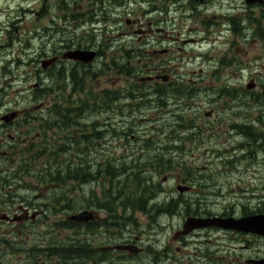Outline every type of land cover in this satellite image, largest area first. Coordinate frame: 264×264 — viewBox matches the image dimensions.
Instances as JSON below:
<instances>
[{"label": "rangeland", "instance_id": "obj_1", "mask_svg": "<svg viewBox=\"0 0 264 264\" xmlns=\"http://www.w3.org/2000/svg\"><path fill=\"white\" fill-rule=\"evenodd\" d=\"M58 1L60 0H0V43L4 42L5 44L4 49L0 48V215L4 212L6 204L10 202L9 200H14V209H18L19 205L23 204L26 206L29 204L33 206L42 205L43 201L44 204L53 202L49 208L53 205L56 208L55 210L49 209V211L44 208L47 214L36 223L28 224L31 228L26 230L14 231L9 229L10 226L0 225V264H55L57 259L49 258L46 253L40 254L39 248L50 247L54 244L68 245L70 237V240L75 243L74 245L78 243L83 245L84 242L86 243L85 240H90L92 235L83 231H77L78 233L74 234L68 229H63L62 226L71 215L83 210L89 202H93L92 198L96 201L100 197L101 189L98 188L97 182L84 184L78 181H68L59 185H45L35 177L36 173L43 171L47 173L52 171L55 174L57 167L61 166H65L61 168L62 171L64 169L77 170V167L84 165L81 163L82 159L87 157L86 160L94 163L109 160L111 164L118 167L124 164L125 167H128L127 169H130V173L139 175L134 179H127L124 176L115 180V187L127 192L125 197L134 194V192L128 193V191L136 188L138 179L143 180V183L151 181V183L159 184L164 178L173 177L171 182L173 185V183L183 181L190 176L207 179L211 177L212 179L215 178L217 183L223 185L224 188L223 190L220 189V196L215 199L218 205L215 204L216 207L211 208L213 212H226V207L239 202L252 207L259 205V197L264 196V141L259 139L263 140L264 135L252 136L253 138L249 141L244 136L231 135L235 132L225 122L213 127L206 124L205 127H202L206 130L199 142L187 144L190 147L187 150L191 153L187 161H196L197 164L201 165L209 163L210 165H208V170H189L192 172L189 176L186 172L189 168L154 170L147 163V159L151 156L152 151L148 150L151 148V136L164 141L166 134L170 131L169 124L174 122V125H179L178 118H173L172 113L183 114L184 117L186 116L185 120L193 119L202 125V123L208 122L205 113L212 108L216 110L217 115L219 113L222 120L226 117L231 121L245 123L249 120L246 121L244 116L250 117L253 132L264 133V98L262 95L264 87V38L252 34L251 29L250 35H247V31H245V39L241 34L236 37L230 56L229 54L226 55L227 44L217 46L214 43H205L204 47L199 50H187L185 56L181 58L185 65L190 55L196 56L195 61L194 59L190 60L189 66L201 67L204 75H209L213 71L218 59L225 62L235 59V67L241 69L245 74L239 77L241 73L237 68L230 69L224 65V72L232 79L225 81L234 87L232 89L234 91L241 85L245 87V90L247 85L251 86V89H247L248 93H243V90L241 94L234 92L233 98L226 96L218 98V94L221 93L220 86L218 80H213L214 83L209 82L211 90L203 91L204 95L200 106L185 107L174 100H167L165 105H156L151 110V105L147 102L140 104L136 101L133 103L139 104L138 111L132 112L126 110L125 105L127 103L123 101L124 105L118 103L117 109L114 107L113 110H109L108 107H105L102 111L93 112L92 106L87 103L88 96L84 93L89 91L88 89L82 92V89H73V85H67L65 89L61 90V86L65 84L63 82L60 84L58 80L54 83L56 86H46V94H50V96H46V105L42 107L44 99L38 98L39 95L36 91V85L39 81L38 72L42 69L41 61L53 57L59 49H65L60 54L67 52L70 47L74 46L72 43L92 39L85 36L89 34V23L80 28H75V31H72L70 27L68 28L70 31H66L65 21L70 10L62 8L58 5ZM76 10L80 11V8L74 11ZM255 14H259V11H256ZM121 15V9L113 8L111 11L107 9V13L101 16L103 18L101 23L103 41H106L108 37L103 46L104 49H107L109 59L116 55L115 49L112 50V43L117 40L114 36L128 30L125 28L118 32L116 29L118 20L120 18L122 21L125 20L124 16L121 17ZM259 26L264 28V23L262 25L257 24L256 30L260 28ZM121 27H127L126 23L122 22ZM47 28H50V35L44 33ZM111 28L114 30L110 34L112 36L108 34ZM256 30H253V33ZM94 40L96 43L100 42L99 37ZM68 53L71 52H67L65 55ZM176 53V58L184 55L183 53ZM201 54L215 59L214 62L206 61L207 58L203 59V56L201 58ZM178 64L179 61H176L173 66ZM71 70L72 68H66L64 71L68 75ZM58 74L56 73L57 76ZM125 78L126 76H119L114 70L102 81L112 84L125 81ZM87 82L89 86H92L89 78ZM67 84H71V80ZM55 96H63V98L59 101ZM243 102L247 103L246 108L239 106V103L243 104ZM55 103L58 104L55 106ZM86 104L89 108L86 111L83 110L84 114L78 116L79 112H74V109L80 107L83 109L87 107ZM197 107L199 108L195 111ZM63 108L67 109L69 113L64 112ZM59 109L69 117L77 115L74 121H79L80 124H75L69 120L67 123L70 124V127H64L66 130H62L57 126L62 122V117L56 118ZM177 109H179L178 112ZM12 112H19L21 114L20 119L14 126L2 127L1 118L6 113ZM24 114L29 115V117ZM112 114L118 115L113 117ZM217 119L210 122H215ZM110 121L119 126L112 128L117 129L118 132L115 135L108 132L103 139L96 138L93 142V135L101 130L95 131L92 128L94 123L98 122L105 129L107 124H111ZM157 132L158 134H156ZM85 136H87V140L91 139L90 143H85ZM72 137L79 139L80 144L85 143L79 149L84 150L89 145L85 149L89 156L80 155L74 159L73 154L75 152L76 154L82 153L80 150L78 152L74 149L70 150L73 146L70 140ZM100 142H103L102 146H100ZM32 143L42 153L49 154L46 148L48 151L59 153V162L52 161L53 167L49 168L46 157L42 154L36 162L32 161L30 165L32 177L20 178L23 185H18L19 183L13 180L12 174L14 171L17 172L16 168L23 153L30 149L27 145H32ZM244 143L246 144L245 150L239 149ZM249 144L251 145L248 146ZM32 153L36 154V151ZM101 154L103 155L102 159L100 158ZM78 157L82 159L80 160ZM176 173L177 176H175ZM103 184L100 186L107 188L110 185L109 181ZM230 184L231 188H229ZM237 188L247 189V191L231 194L238 190ZM225 194L228 196L225 197ZM240 196L244 197L245 200ZM58 199L59 201H57ZM158 199L163 202L165 196L161 195ZM121 201L125 200L121 199ZM261 203L264 204V202ZM134 209V211L124 209V212H129L123 221L125 227L117 229L116 226L110 224L107 229H117L113 231L111 238H118V242L126 238L135 239V237L140 236L143 246L151 244V259L141 257L128 261H114V263L112 260L107 264H246L247 259L264 252V242L262 241H257L259 243L256 245L248 244L245 242L248 239L241 238L240 240L237 238L236 241H233L229 237H222V233L215 234L212 248L195 240L187 248L183 247L181 243L174 242L171 244L175 232L184 226L188 215L185 216L178 210L174 215L160 213L154 216L153 213L151 214L152 228H148L146 226L150 223V216L139 209ZM241 211L242 209L239 208L238 213ZM106 236H110V234H101V237L94 240L100 242L102 241L101 238L106 239L104 238ZM208 240L205 237L200 239L205 243H208L206 242ZM246 246H249L250 249H247ZM179 247L183 252L178 250ZM208 253H210L211 260L208 258ZM167 255L170 258H175V260L167 259Z\"/></svg>", "mask_w": 264, "mask_h": 264}, {"label": "flooded vegetation", "instance_id": "obj_2", "mask_svg": "<svg viewBox=\"0 0 264 264\" xmlns=\"http://www.w3.org/2000/svg\"><path fill=\"white\" fill-rule=\"evenodd\" d=\"M58 5L62 8H68L71 11H69L68 18H66L65 21L67 25L66 31H70L68 29L69 27L72 31H75V28H80L89 23V34L85 36L92 39L81 40L75 44L70 41L74 46L70 47L67 52H80L85 54V61L65 59L64 56L67 52L60 54L62 50L65 49H59L53 57H48L49 59L47 58V60L41 61L42 69L38 72L39 81L36 85V91L37 95H39L38 98L44 99L42 107L46 105V96H50V94H46V86H56L54 83L58 80L60 84L61 82L65 84L61 86V90L65 89L67 85H73V89H82V92L88 89L89 91L84 93L88 96L87 103L92 106L93 112L102 111L105 107H108L109 110H113L114 107L117 109L118 103L123 104V101L127 103L125 105L126 110L132 112H137L138 103L141 104L143 102L150 104L151 110L156 105H165L167 100H174L185 107H190L191 105L200 106L204 95L203 91L211 90L209 84L214 83L213 80H218L220 86L219 90L222 93L218 94V98L224 96L232 97L234 92H239L241 94L242 90L243 93H248V90L251 89V86L247 85L246 90H248L246 91L244 89L245 87L241 85L234 91L232 90L234 87L228 85L225 81L232 79L224 72V65L227 68L232 69L234 67L236 69L235 59L228 60L227 62L218 59L217 65L213 67V71L210 72L209 75H204V71L201 67L189 66L190 60L194 59L195 61L196 56L190 55L185 65L184 60L181 58L185 56L187 50H199L204 47L205 43H214L217 46L227 44L228 49L226 55L229 54L230 56L231 50L235 45L236 37L241 34L245 39V31H247V35H250L251 29L252 34H257L261 38H264V28L261 26L257 28L258 30L255 28L257 24L262 25L264 23V0L262 4L257 3L254 5L248 4L247 0H60L58 1ZM78 8H80V11H74ZM113 8L121 9V17L124 16L125 19L124 21H122V18L118 20L116 25L117 31L119 32L121 29L125 28L128 30L114 36L117 40L112 43V50L115 49L116 57L113 56L109 59L107 57V49H104L103 46V43L108 40V37L106 41H103L104 35L102 34L103 28L101 27L103 18H101V16L107 13V9L111 11ZM256 11H259V14H255ZM177 14H179V16H176ZM122 22L126 23L127 27H121ZM2 29L4 30L5 28ZM49 29L50 28H47L45 30L44 33H46V35H50L51 32ZM253 30H256V33H253ZM112 31L114 30L111 28L108 34L110 35ZM98 37L100 38V42L96 43L94 39ZM4 47V42L0 43V48L4 49ZM176 52L183 53L184 55L176 58ZM202 56L203 54L200 55L201 58ZM204 58H207L206 61L208 60L212 63L215 60L208 58V55H204L203 59ZM50 60L56 61L44 69V62ZM176 61H179V64L174 67L173 63ZM59 68H61V70H59ZM66 68H72L68 75L64 71ZM237 69L241 73L239 77L245 74L241 69ZM114 70L119 76H126V80L112 84L104 83L102 80L107 78V75ZM56 73H59L58 76ZM88 78L92 86H89L87 82ZM69 80H71V84H67ZM55 97L58 98L59 101L63 98V96ZM136 101L138 103H133ZM57 104L58 103H55L54 105L56 106ZM86 106L87 107L83 109H81V107L79 109H74V112L78 111V116H81L84 114L83 110L86 111L89 108L87 104ZM239 106L241 108H246L247 103H239ZM198 108L199 107H197L195 111ZM178 111L179 109H177V112ZM13 113L16 114L11 121L7 122L4 120L6 116H11ZM63 115L64 113L59 109L56 113V118L60 119ZM114 115L116 116L118 114H112L113 117H115ZM25 116L29 117V115ZM171 116L173 118H178L177 121L180 123L178 126L174 125V122L169 124L170 131L166 134V139L161 141L159 138L151 136V148L148 150L154 152L151 151V156L147 159V163L151 168L157 171L163 169L171 170L172 168H189L187 169L188 171H186L189 176L190 173H192L189 170H208L209 163H203L201 165L197 164L196 161H187L191 155V153H189L190 151L187 150L190 148L187 144L199 142V139L206 130L202 127H205L206 124L213 127L216 124L225 122L228 124L229 128L235 132V134L231 135L244 136L246 140L249 141L253 138L252 136L264 135L263 132H253V126L250 125V117L244 116V118L247 119L246 121L249 120L245 123L235 120L231 121L226 117L223 118V121L219 113L217 115L216 110L212 108L205 113L208 122L205 124L202 123V125L193 119L185 120L184 118H186V116L184 117L183 114L172 113ZM20 117L21 114L19 112L6 113V115L1 118L3 122L2 127L8 128V126L16 125ZM71 118L73 119H71V122L75 123L74 118H77V115H72ZM216 118L218 119L215 122H210ZM110 122L111 124H107L105 129L102 128L103 126L99 125L98 122L94 123L92 128L95 131L101 130L93 135V142H95L96 138L100 140L103 139L108 132L114 135L118 132L117 129L112 128L119 126L114 125L112 121ZM156 134H158V132ZM71 139L73 146L70 150L74 149L77 152L80 150L82 153L76 154L75 152L73 154L74 159L80 155L89 156L87 152H85V149L88 148L89 145L85 147L84 150L79 149V147L85 145V143H90V138L87 140V136H85L84 144H80L79 139L76 137H72ZM259 140L264 141V139ZM102 145L103 142H100V146ZM245 145V143L242 144L239 149L245 150ZM250 145L251 144L248 146ZM102 156L101 154V159L103 158ZM78 158L80 160L82 159L80 157ZM87 158L82 159L83 161L81 163L84 165L79 168L77 167V169L84 168L91 170L94 173V177L89 176L86 179H72L70 181H78L84 184L88 182H97L98 188L101 189L100 197L96 201L92 198L93 202H89L83 210L71 215L62 226L63 229H68L74 234H77V231H83L84 233L86 232L92 235L90 240H85L86 243L84 242L83 244L86 253L85 259L80 262V264H107V262H112V260L114 263V261H128L141 257L151 259V244L149 246H143L140 236L135 237V239L126 238L120 240V242L117 241L118 238H111V234H113L114 230L125 227L123 221L127 218L129 212H124V209H130L125 207L127 199L123 193V189L120 190L114 185L117 178L103 177L102 174L98 175V172H103L108 166H112L117 170L128 167H125L124 164L118 167L115 164H111L109 160L94 163L86 160ZM15 173L16 171H14V174ZM177 175L176 173L175 176ZM16 176L18 177H13V179L19 183L18 185H23L20 182L21 174ZM98 176H100V178H98ZM172 178L173 177H166L162 183L159 184L151 183V181L143 183V180H138L137 187L142 192L139 199L146 201V204L143 202L144 205L140 206V203H136L134 208L150 216V223L146 227L152 228L151 214L154 213V216L160 213L174 215L176 210L185 216L188 215V219L234 218L239 220L264 215V204L261 203L264 202L263 195L259 197L260 202L257 206L255 205L252 207L239 202L235 205L233 204L226 207V212L219 213L217 211L215 213L211 208L214 209L216 207L215 204L217 203L215 199L219 198L220 189H224L223 185H219L215 178L212 179L210 177V179H207L190 176L183 179V181H178L171 185ZM106 181H109V187L100 186ZM229 188H231V184ZM180 189L184 191L181 192ZM237 189L238 190L234 192L231 189L228 190L233 192L231 194H235L238 191H247V189ZM161 195L165 196L163 202L158 199ZM227 196L228 194H225V197ZM240 198L245 200L242 196H240ZM121 199L125 201H121ZM9 201L10 202L6 204L4 212L0 215V219L4 216L8 219L0 220V225L10 226L9 229H13L14 231H22V229L26 230L31 228L28 224L36 223L42 216L47 214L44 208H47L48 211L49 209H56L54 205L49 208L53 202L44 204V201L42 205L36 204L33 206L29 204L26 206V204H23L19 205L18 209H14V200ZM57 201H59V199ZM128 207L131 208L132 206ZM134 208L132 207L131 210L134 211ZM239 208L242 209L240 213H238ZM165 210L168 211L165 212ZM169 211H173L172 214H170ZM81 213H88L91 218L84 222L71 220V217ZM110 224L116 226L117 229H107ZM183 228L184 226L175 232L171 244L174 242L181 243L183 247L187 248L191 245V242L195 240L196 242H201V244H206L212 248V245H214V238L216 237L215 234L219 233L223 234L222 237H229L233 241H236L237 238L240 240L241 238H245L248 239L245 241L248 244L256 245L259 243L257 241L264 242V236L235 230H225L218 227L198 229L188 236L175 239V235L179 231H182ZM149 230L151 231V229ZM101 234H110V236L104 237L106 239L101 238L102 241L96 242L94 239L101 237ZM203 237H205L206 240H211L206 241L208 243L202 242L200 239H203ZM70 239L71 237L69 238L70 243L68 245L60 246L54 244L50 247L39 248V252L40 254L46 253L49 258H56L57 262L55 264H76L74 250L75 248L80 249V246L77 245L81 243L74 245L75 243ZM118 246L132 247L131 250L134 249L135 252L131 253L128 250L115 249V247ZM246 248L250 249L249 246H246ZM178 250L183 252L181 247H179ZM88 254H90V257H86ZM146 255L147 257H144ZM207 255L209 260H211L210 253ZM167 259L175 260L173 257L170 258L169 255H167ZM154 260L156 261L155 258ZM262 260H264V252L247 259L246 264H256V262Z\"/></svg>", "mask_w": 264, "mask_h": 264}, {"label": "trees", "instance_id": "obj_3", "mask_svg": "<svg viewBox=\"0 0 264 264\" xmlns=\"http://www.w3.org/2000/svg\"><path fill=\"white\" fill-rule=\"evenodd\" d=\"M64 112L69 113V111L65 108H63ZM62 117H69V115H63ZM72 119V118H71ZM73 120V119H72ZM75 124H78V121H75ZM57 125V122H56ZM58 127H60L62 130H66L64 127H70V124L66 123V122H61L57 125ZM72 141V139H70ZM30 149L27 152H24L22 155V158L19 162V165L17 166L16 170L17 172L14 174L13 173V177H18L16 175L21 174V178L22 177H32V172H31V167L30 165L32 164V161H37V158H39L40 156H45L46 160L49 164V168L53 167L51 162L52 161H58V156L59 153L53 152V151H48V148H46L47 153H42L39 150L36 149V147L34 146V143H32V145H27ZM36 151V154H33L32 152ZM45 154V155H44ZM65 166H61V167H57V172L54 174L52 171H49V173H47L46 171L43 172H38L35 174V177L39 180H42V182L45 185H59V184H64L67 183L68 181L72 180V179H86L87 177H94V173L91 170L88 169H77V170H72V169H64L62 171L61 168H63ZM69 167V166H68ZM106 170H103V172H98L99 174H102V176H106V177H112V178H119V177H127V179H131V178H135L136 175L134 173H130V169L127 168H122V169H115L112 166H108L105 168ZM75 171V173H74ZM8 177H10L8 175ZM14 180V179H13ZM140 180V179H138ZM138 180L136 181V184H138ZM135 183V182H134ZM134 192V194L127 196V202L125 204V207H127L128 209L131 210V208H129L128 206H136V203H140V206H143L144 203L146 204V201L144 200H140L139 197H141L142 192L138 189V187L136 186V188L133 190H129L128 193ZM124 195L127 193L126 191L123 190ZM144 202V203H143ZM166 209V208H165ZM133 211V210H132ZM168 210H165V212H167ZM173 211H169L170 214H172ZM80 246L79 248H75L74 253H75V258H76V264H80V262H82L85 259V249L83 245H77ZM86 257H90V254L86 255Z\"/></svg>", "mask_w": 264, "mask_h": 264}, {"label": "water", "instance_id": "obj_4", "mask_svg": "<svg viewBox=\"0 0 264 264\" xmlns=\"http://www.w3.org/2000/svg\"><path fill=\"white\" fill-rule=\"evenodd\" d=\"M247 3L250 5L254 4H262L263 0H247ZM85 54L80 52H71L64 56L67 60H84L85 61ZM90 60V59H89ZM56 60H50L44 62V69L48 66L53 64ZM264 95V89H263ZM16 113L11 114V116H6L4 118L5 121L9 122L15 117ZM183 192V189H180ZM91 217L88 213H81L79 215L71 217V220L84 222L89 220ZM1 219H8L6 216L2 217ZM206 227H218L225 230H235L240 231L243 233H251L256 234L259 236H264V215L253 216L250 218H243V219H234V218H213V219H198V218H189L186 223L184 224L183 231L178 232L175 235V239H178L182 236H188L192 232L206 228ZM117 250H128L131 253H134L135 250H131L132 247H115ZM256 264H264V260L256 262Z\"/></svg>", "mask_w": 264, "mask_h": 264}, {"label": "bare ground", "instance_id": "obj_5", "mask_svg": "<svg viewBox=\"0 0 264 264\" xmlns=\"http://www.w3.org/2000/svg\"><path fill=\"white\" fill-rule=\"evenodd\" d=\"M70 120V122H71V118H68V117H62V121L63 122H68ZM151 202V201H150ZM154 203V202H153ZM150 206V205H149Z\"/></svg>", "mask_w": 264, "mask_h": 264}]
</instances>
